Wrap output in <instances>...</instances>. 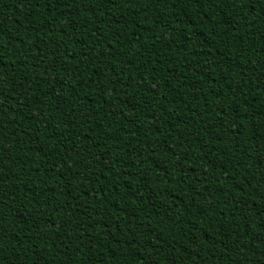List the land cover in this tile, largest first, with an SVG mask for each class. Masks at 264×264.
Listing matches in <instances>:
<instances>
[{
    "label": "trees",
    "instance_id": "1",
    "mask_svg": "<svg viewBox=\"0 0 264 264\" xmlns=\"http://www.w3.org/2000/svg\"><path fill=\"white\" fill-rule=\"evenodd\" d=\"M0 264H264V0H0Z\"/></svg>",
    "mask_w": 264,
    "mask_h": 264
}]
</instances>
